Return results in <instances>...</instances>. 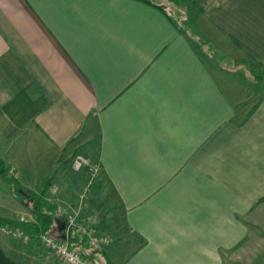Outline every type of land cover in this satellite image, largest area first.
I'll return each instance as SVG.
<instances>
[{
    "label": "crops",
    "instance_id": "obj_1",
    "mask_svg": "<svg viewBox=\"0 0 264 264\" xmlns=\"http://www.w3.org/2000/svg\"><path fill=\"white\" fill-rule=\"evenodd\" d=\"M191 8L196 32L140 0H0V159L56 215L88 158L114 200L90 264L264 261V0ZM0 217L34 221L1 178ZM38 235L0 233V264H65Z\"/></svg>",
    "mask_w": 264,
    "mask_h": 264
},
{
    "label": "rangeland",
    "instance_id": "obj_2",
    "mask_svg": "<svg viewBox=\"0 0 264 264\" xmlns=\"http://www.w3.org/2000/svg\"><path fill=\"white\" fill-rule=\"evenodd\" d=\"M152 1H157L158 3L163 4L166 7L165 8L166 11L168 13H170L172 16H174L177 19V21L180 22V24L182 26H187V25L183 24V21H180V18H181L180 15L184 19L185 13L188 14V25H190L194 29V31H195V29H197V26L199 25L198 22H199L200 16H197L196 12L194 10H192V8L189 7V5H187V8H186L183 5H180V6L179 5H173V4L165 2L164 0H152ZM194 31H193V33H194ZM197 34H199V32H197ZM199 37L202 38V40L208 41L201 34H199ZM206 46L208 47V49L211 48L209 50V52L211 53L212 60L214 62H216V61L219 62L220 60L224 59V57H222V54L220 52H218L219 50L217 51L216 49H214V46L212 43L211 44L209 43V46H211V47H209L207 44H206ZM225 59H226L225 65H228V66L231 65L230 61L227 58H225ZM223 63L224 62H222L221 64H223ZM261 94H263V93L257 92V97L260 98ZM71 168H72V171L70 169L67 170L65 175L69 176V178L71 180L72 179H80L79 184H77L76 187H73L74 191L73 190L67 191L64 195H61V196H57V195L55 196L54 195L53 198H51V199L56 201L58 206L61 207L62 209H64L66 212H69V213L76 212L77 219L79 218L80 221H86V223L89 221L91 223L90 225L94 228H96L95 219L97 220L98 223H101V224L102 223L104 224L105 222L107 223V221H110V216H109L110 211L109 210L111 208V205H113L114 200L112 197L109 198L107 186L104 185V187H103L104 190L107 189L106 194H105L104 190L102 189V192L100 193V197H97L96 199H94L95 197L93 196V193H95V194L97 193V190L96 191L94 190L93 184L95 183V181L97 179L98 172L93 174V171L91 170L92 168H89V167L84 169V170H75L73 167H71ZM71 188H72V185H71ZM95 200L98 201L99 203H102V205L101 206L100 205L95 206L96 203L94 204L91 202V201H95ZM91 208L93 210H91ZM91 216H93L95 219H93ZM0 233L2 234V236L16 238V237L12 236L11 234L5 233L2 229H0ZM107 245H109V244H107ZM43 248H44L45 253L54 254L50 250L46 249L45 247H43ZM102 248H104V246ZM98 250H100V249H98ZM116 263H117V258H116ZM239 264H264V261L246 262V261L242 260Z\"/></svg>",
    "mask_w": 264,
    "mask_h": 264
},
{
    "label": "trees",
    "instance_id": "obj_3",
    "mask_svg": "<svg viewBox=\"0 0 264 264\" xmlns=\"http://www.w3.org/2000/svg\"><path fill=\"white\" fill-rule=\"evenodd\" d=\"M148 4H152L159 9H161L172 21V15L166 11V7L158 3L157 1L152 0H140ZM167 3L173 5H183L187 8L196 6V0H164ZM163 3V2H162ZM200 11V10H199ZM0 178L3 182L10 185L13 189V193L19 202H23L24 206L28 207V210L31 212L34 221H19L16 219H9L5 217H0V227L8 225L11 227H19L23 232L30 235L31 238L40 234H53L57 239L62 240V237L66 234V228L60 229L62 224H65V216H56L54 215V204L49 203L44 200V191L36 194L32 191L24 189L19 185L17 180L9 174V168L4 164L2 159H0ZM53 225V227H52ZM66 239L72 247H77L83 249V255L90 258L93 257L91 252H87L85 249V238L78 235L72 230H69Z\"/></svg>",
    "mask_w": 264,
    "mask_h": 264
},
{
    "label": "built area",
    "instance_id": "obj_4",
    "mask_svg": "<svg viewBox=\"0 0 264 264\" xmlns=\"http://www.w3.org/2000/svg\"><path fill=\"white\" fill-rule=\"evenodd\" d=\"M72 167L75 170H81L84 167L92 168L88 158L79 153L73 156ZM91 170L93 174L97 172L96 168H92ZM55 213L56 216H65V239L59 240L53 234L41 233L36 238L37 242H40L65 264H90V259L83 255V249L70 246L66 239L68 231L72 230L85 238V249L87 252L97 251L107 245L110 241L109 236L107 234L98 235L96 229L90 225L91 223L89 221L86 223V221H80L79 218L77 219L76 212L69 213L58 206ZM2 230L25 242L30 241V236L19 229L6 226L3 227Z\"/></svg>",
    "mask_w": 264,
    "mask_h": 264
},
{
    "label": "water",
    "instance_id": "obj_5",
    "mask_svg": "<svg viewBox=\"0 0 264 264\" xmlns=\"http://www.w3.org/2000/svg\"><path fill=\"white\" fill-rule=\"evenodd\" d=\"M64 226H65V224L63 223V224H62V227H61L60 229H64Z\"/></svg>",
    "mask_w": 264,
    "mask_h": 264
}]
</instances>
